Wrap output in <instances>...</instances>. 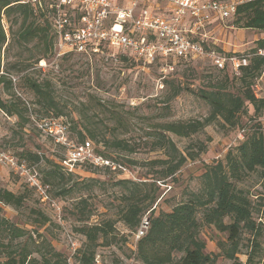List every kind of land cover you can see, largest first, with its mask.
Listing matches in <instances>:
<instances>
[{
	"label": "trees",
	"instance_id": "trees-1",
	"mask_svg": "<svg viewBox=\"0 0 264 264\" xmlns=\"http://www.w3.org/2000/svg\"><path fill=\"white\" fill-rule=\"evenodd\" d=\"M50 5H52L50 0H44L39 4H21L18 0H0V86L4 87V93L9 97L5 101L0 96V111L7 117H15L21 128L30 122V116L27 117V107L24 102L12 92L13 83L7 77L9 70H4L1 64L2 50L7 52L8 48L16 46L23 52L30 45H35L32 56H36L37 59L30 64V67H34L38 60L55 55L57 35L53 28V20L56 10ZM4 19L11 21L10 38H7L3 28ZM230 20L229 27L264 32V0H250L239 4ZM208 47L222 52L215 44H210ZM260 49H264V39L257 40L255 47L251 50L236 53L251 55L247 66L240 69L239 75H235L229 69L217 70L204 61L188 62L195 69L198 63H206L207 67L203 71H206L205 75L208 79L214 74L222 77L220 78L222 80L218 79L216 84L209 86V90H200L197 93V97L210 107V115L203 121H162L158 122L155 127L142 130L144 136L141 140H148L150 151H162L164 155L163 159L147 162L146 166L158 169L154 172V181L135 182L121 174L122 177L113 184L119 189L118 221L122 222L131 233L135 234L138 231L147 214V229L136 240L134 246V259L137 262L141 264H219L218 259L224 258L232 264H240L236 256L240 253L243 236L246 237L248 243V262L261 249L260 239L263 235V227L253 217L254 210L250 195L240 187L249 175L259 172L260 184L264 190V123L255 122L264 110V99H256L251 91L255 78L264 68V59L255 55ZM101 52L103 54L67 53L63 56H80L87 60L104 56L108 59L106 56L109 53L108 50L103 48ZM115 59L122 63L140 65L121 51L116 52ZM177 62L186 64L182 59H178ZM22 82L32 94L34 103L46 114L45 116L31 115L36 119L59 120L67 127L69 135L66 122L60 120L63 112L54 98L52 84L46 80L36 81L30 76H25ZM164 83L167 86L169 84L167 81ZM237 83L239 84L237 93L228 90L232 84ZM181 91L182 88L177 87L172 98L178 96ZM81 106L91 113L99 112L109 117V124L106 126L111 127L113 131L128 126V120L121 112L99 100L91 104H81ZM84 108L81 110L85 111ZM242 114H248L246 124H250L249 128L247 126L237 128L236 136L240 130H246L243 140L231 147L223 159L204 165V172L198 177L196 191H187L185 198L176 203L169 212H157L159 186L156 183L174 176L187 161H195L201 153L206 151L205 146L199 144L197 152L191 150L183 153L177 148L171 136L189 139L218 118L231 127H238ZM71 129L77 134V139H75L77 143H84L88 139L89 142L98 143V126L90 124V126H83L81 130H75L76 126ZM110 146L121 153L135 152L132 144L116 137ZM95 152L115 165L122 166L108 155L96 150ZM14 157L29 167L42 165L43 168L40 167L42 177L38 175L40 181L47 187L56 188L58 190L55 193L56 197L71 196L75 193L86 195V197H79L75 206V209L80 210V222L84 223L75 231L85 239L83 245L76 250L75 261L76 264H95L96 249L100 246L107 247L115 244L116 234L114 222L110 220L95 225L85 223L90 215L86 211L89 206L87 197L91 192L87 186L89 184L85 183L88 181L78 180L75 176L81 175V172L67 170L62 166V160L54 162L43 154L24 147ZM86 167L93 168L88 165L81 168ZM94 169L114 172L108 168ZM115 171L120 175L119 170ZM90 182L96 184L99 180L90 179ZM29 190L34 192L27 185L18 194L0 189V205L19 210L26 201ZM262 197L264 199V196ZM37 214L42 218V225L50 221L43 214L39 212ZM0 227L1 232L9 238V244H2L7 250V256L1 264H68L65 256L54 250L45 238L37 241L32 234L26 237L22 230L4 218L0 219ZM203 227H212L217 233L226 236L225 240L217 241L216 246L219 253L205 252L206 244L200 237ZM23 237H26V240L13 249L12 243ZM176 255L179 256L176 257Z\"/></svg>",
	"mask_w": 264,
	"mask_h": 264
},
{
	"label": "rangeland",
	"instance_id": "rangeland-1",
	"mask_svg": "<svg viewBox=\"0 0 264 264\" xmlns=\"http://www.w3.org/2000/svg\"><path fill=\"white\" fill-rule=\"evenodd\" d=\"M228 1V0H217ZM10 20H3V28L9 36ZM230 18L218 21L215 26L213 38L215 46L219 49L237 51L243 53L255 47V42L264 39V32L247 29H226L230 25ZM15 29V28H14ZM10 40V39H9ZM8 40V41H9ZM35 45H30L23 52L16 46L2 50L1 64L3 69L9 70L7 77L13 83L12 92L27 107V117L45 116L44 111L34 102L30 91L22 84L25 76H30L36 81H49L58 107L62 110V122H66L69 128V137L75 142L77 134L71 129H83V126L94 124L98 126V143L92 142L94 150L108 155L116 160L126 172H108L102 169L80 168L76 172L81 175L75 176L78 180L88 181L90 193L88 194L89 218L85 223L89 225L100 224L107 220L114 222L116 240L111 246H100L96 249L98 264H141L134 259L135 234L131 233L119 222V189L113 186L122 176H127L135 182L154 181V172L157 167L146 166L147 162L163 159L162 151H150L147 139H142L143 129L155 127L158 122H186L189 120L203 121L210 115V107L197 97L200 90L210 89L209 86L222 80L220 75H211L208 79L203 71L206 63L200 62L196 69L188 62L178 64V60L170 63L171 71L163 72V65H135L122 63L119 60L98 56L87 60L80 56L54 55L37 61L34 67H30L37 57L32 56ZM170 75H169V74ZM172 73V74H171ZM164 75V76H163ZM169 75V76H167ZM167 76L165 79H163ZM217 77V78H216ZM167 81L168 86L164 83ZM220 82V81H219ZM177 87L182 88L181 93L172 98ZM4 87L0 86V96L6 101L8 95L4 93ZM239 84H232L228 90L237 93ZM99 100L113 109H117L128 120V126L118 131H113L109 124V117L99 112L91 113L81 104H91ZM85 109V111L81 109ZM83 111V113H82ZM55 115V114H53ZM248 114H242L238 127H231L221 119L207 124L200 132L189 139L171 136L177 148L186 153L197 152L199 144H203L206 151L201 153L195 161L187 163L172 177L157 182L159 186V200L156 203L157 212H169L171 208L183 198L187 191L198 189V177L204 172V165L223 159L226 152L238 144L236 131L240 126H247ZM15 117H7L0 111V151L11 155L21 152L22 147L33 152H39L54 162L63 160L66 151L57 146L49 137L41 134L31 122L21 128ZM74 124V125H73ZM124 139L132 144L135 152L132 154L121 153L112 148L110 143L114 138ZM89 140V139H88ZM87 140V141H88ZM128 159V160H127ZM131 160V162H128ZM40 167L43 168L41 165ZM34 166L40 178L41 168ZM259 172L251 174L240 184L251 197L253 203V217L263 227V235L260 239L261 249L248 262V243L243 236L240 253L236 256L240 264H264V190L260 184ZM90 179L99 180L94 184ZM25 183L14 175L9 169L0 167V189L18 194L25 189ZM27 194L26 201L19 210L0 205V219L4 218L26 237L33 236L40 241L45 238L57 252L62 253L68 264H76V250L79 249L85 239L75 229L84 224L80 222V210L75 209L79 197H86L83 193H75L71 196L56 197V188L48 186V196L55 201L59 213L50 205L41 203L35 192ZM43 214L50 221L42 225V218L37 214ZM147 214L145 215L146 220ZM83 220V219H82ZM0 227V264L6 260L7 250L2 246L9 244L8 236L3 234ZM40 236V237H39ZM26 237L17 239L12 243L15 249L26 240ZM200 237L206 244V253H219L217 241L225 240L224 234L217 233L212 227H203ZM75 243V248L71 246ZM179 255H176L178 257ZM34 257H36L34 255ZM219 264H232L231 261L219 258ZM96 264V263H95Z\"/></svg>",
	"mask_w": 264,
	"mask_h": 264
},
{
	"label": "built area",
	"instance_id": "built-area-1",
	"mask_svg": "<svg viewBox=\"0 0 264 264\" xmlns=\"http://www.w3.org/2000/svg\"><path fill=\"white\" fill-rule=\"evenodd\" d=\"M42 1L18 0L21 4ZM50 1V7L56 10L53 20L57 35L56 58L67 53L103 54L101 50L105 48L108 58L115 59L116 52L121 51L140 65L161 62L164 73L172 70V60L182 59L185 62L204 61L217 70L229 69L239 75L251 57L250 54H228L207 48L213 44L207 33L213 18L221 22L227 20L235 14L239 4L250 0H130L125 6L113 0ZM255 55L264 59V49ZM251 91L256 99H264V68L255 78ZM30 121L41 134L66 151L61 164L67 170L76 172L88 165L126 172L124 167L97 155L91 142L77 143L70 139L67 127L59 120L36 119L30 115ZM257 121L264 123V110ZM245 131H239L237 141L243 140ZM0 167L9 169L37 194L41 203L59 213L57 204L48 196V187L41 183L33 167L5 151H0ZM147 225L146 220L142 222L135 234L136 240L145 233ZM71 246L75 248V243L71 242Z\"/></svg>",
	"mask_w": 264,
	"mask_h": 264
},
{
	"label": "crops",
	"instance_id": "crops-1",
	"mask_svg": "<svg viewBox=\"0 0 264 264\" xmlns=\"http://www.w3.org/2000/svg\"><path fill=\"white\" fill-rule=\"evenodd\" d=\"M115 3L121 5V6H125L130 0H113ZM202 1H209V0H202ZM218 25V19L217 18H213V20L210 22V25L208 26L207 28V33H208V36L210 37L211 41L213 44H215L214 42V38L212 37L213 36V32L215 30V26ZM218 27V26H217ZM226 29H235L233 27H226ZM223 52H237L235 50L233 51H229V50H226V49H222Z\"/></svg>",
	"mask_w": 264,
	"mask_h": 264
}]
</instances>
